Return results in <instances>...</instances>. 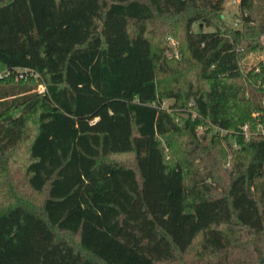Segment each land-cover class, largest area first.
<instances>
[{
	"label": "trees",
	"instance_id": "trees-1",
	"mask_svg": "<svg viewBox=\"0 0 264 264\" xmlns=\"http://www.w3.org/2000/svg\"><path fill=\"white\" fill-rule=\"evenodd\" d=\"M225 1L0 0V72L46 89L0 80V264H264V26Z\"/></svg>",
	"mask_w": 264,
	"mask_h": 264
},
{
	"label": "rangeland",
	"instance_id": "rangeland-1",
	"mask_svg": "<svg viewBox=\"0 0 264 264\" xmlns=\"http://www.w3.org/2000/svg\"><path fill=\"white\" fill-rule=\"evenodd\" d=\"M232 1L235 0H226L224 2L223 4L224 9L221 15V19L224 20V24L229 28H234L233 25L238 21L242 23L241 15L245 13L244 11H241L239 5L235 6L234 4H232ZM253 2L255 4V15H256V19L258 20V24L264 26V0H253ZM193 28L195 32L200 31V26L198 24H195ZM210 31H212L210 28H206L205 30L206 33ZM259 42L263 45L262 51H257L242 57L240 61V67L242 68L243 71H249L258 64H262V66H264V34H262V36L259 37ZM159 44H161L162 46L164 45L166 50L167 48H170V52L167 53L168 54L167 56L169 58H173V57L178 58V53L176 52V46H177L176 40L174 41L171 38H166L164 40H160ZM2 75L3 72H0V76ZM30 80H32V83L30 84V87L33 89L32 93L36 92L39 95L45 94L46 89L42 81H36V80L34 81L33 79ZM23 84L25 85V83ZM171 104H172L171 102H166L165 107H168ZM196 132L197 135L200 136V138H203L205 135L202 126H199ZM223 135L225 134H222V136ZM184 139L185 138L180 139L179 142L175 144V146H178L179 143H183ZM108 161L113 164H120L131 168L134 167L133 154L112 156L108 159ZM228 168H229V163L224 164L222 170H220L219 172V175L222 178V184L227 183L228 178L226 177L225 172H227ZM35 200L39 202V199H35Z\"/></svg>",
	"mask_w": 264,
	"mask_h": 264
},
{
	"label": "built area",
	"instance_id": "built-area-1",
	"mask_svg": "<svg viewBox=\"0 0 264 264\" xmlns=\"http://www.w3.org/2000/svg\"><path fill=\"white\" fill-rule=\"evenodd\" d=\"M239 3H240V0L232 1V4H234L235 6L239 5ZM240 24H241V22L238 21L233 25V27L237 28ZM10 76H13L14 80L16 82H18L19 80L27 79L28 77H31L34 81L35 80L41 81V78L38 74H36V73L34 74L32 71L27 70V69H19V70H16L15 73L3 72V75L0 76V80H2L4 77L7 78ZM243 130H244L246 137H247V135H248L247 134L248 133L247 127L244 126Z\"/></svg>",
	"mask_w": 264,
	"mask_h": 264
}]
</instances>
